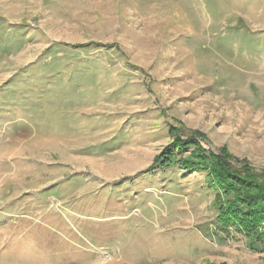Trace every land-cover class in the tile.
Returning <instances> with one entry per match:
<instances>
[{
  "label": "rangeland",
  "instance_id": "1",
  "mask_svg": "<svg viewBox=\"0 0 264 264\" xmlns=\"http://www.w3.org/2000/svg\"><path fill=\"white\" fill-rule=\"evenodd\" d=\"M212 154L264 171V0H0V264H264Z\"/></svg>",
  "mask_w": 264,
  "mask_h": 264
},
{
  "label": "trees",
  "instance_id": "2",
  "mask_svg": "<svg viewBox=\"0 0 264 264\" xmlns=\"http://www.w3.org/2000/svg\"><path fill=\"white\" fill-rule=\"evenodd\" d=\"M190 142L195 146L194 152L201 151L199 143L194 138L181 140L183 143ZM179 145V144H177ZM174 148L169 149V154L173 155ZM207 155L206 152H204ZM211 155V154H210ZM215 159L212 164L213 177L218 186L222 189L220 196L219 214L220 219L226 224L236 225L242 231H250L256 234L257 238L264 242V171L253 169L250 165H244L245 175L235 172V168L225 163L221 157L212 154ZM205 157H211L209 154ZM221 158V159H220ZM224 159V158H223ZM226 161V159H224ZM224 193L234 196L224 197Z\"/></svg>",
  "mask_w": 264,
  "mask_h": 264
}]
</instances>
